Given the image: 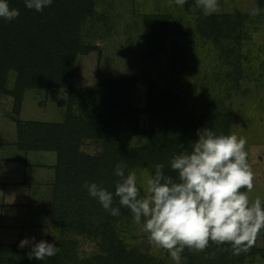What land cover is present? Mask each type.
Instances as JSON below:
<instances>
[{
  "label": "rangeland",
  "instance_id": "1",
  "mask_svg": "<svg viewBox=\"0 0 264 264\" xmlns=\"http://www.w3.org/2000/svg\"><path fill=\"white\" fill-rule=\"evenodd\" d=\"M67 1L59 5L65 6ZM73 3L79 8L87 4L89 13L82 18L79 34L82 45L90 48L79 54L75 64L72 81L85 92L74 103L64 89L32 88L27 80H19L12 59L24 37L0 36V159H19L20 163L12 167L15 163L0 162L9 184L4 204L0 202V243L19 245L23 239L35 238L33 243L45 240L56 246L59 236L51 224L57 154L41 152L39 161L28 159L38 155L20 150L19 124L23 128L28 122L63 124L72 105L78 119L92 125L102 122L114 132L120 122L118 118L106 122L103 103L110 95H117L113 90L117 82L133 87L132 105L141 112L147 110L148 87L153 85L183 96L194 116L222 115L227 134L247 140L248 162L255 173L249 196L264 201V11L257 16L250 14L253 8L264 9V0H218L219 11L210 16L238 24L237 31L227 38L202 35L196 29L199 12L194 11L195 6L188 8L187 2L182 7H169L168 0ZM206 120L204 117L201 128L207 125ZM147 127L144 115L142 128ZM149 141L148 136H137L130 144L142 147ZM81 151L95 156L102 151V144L86 138ZM30 162L36 180L30 185L21 180L22 184L14 186L13 181L24 172L31 176L25 166ZM145 169L153 171L146 165L133 171L138 183ZM38 180L40 185L35 183ZM117 232L131 253L152 260V264H174L167 251L149 243L133 219L118 223ZM76 239L74 256L78 261L104 254L99 241L87 236ZM185 254L186 261L194 259V254L184 252L182 264ZM246 254L244 264H264V230Z\"/></svg>",
  "mask_w": 264,
  "mask_h": 264
},
{
  "label": "trees",
  "instance_id": "2",
  "mask_svg": "<svg viewBox=\"0 0 264 264\" xmlns=\"http://www.w3.org/2000/svg\"><path fill=\"white\" fill-rule=\"evenodd\" d=\"M61 1L53 0L50 6L37 12L26 8L25 0H7L10 9H18L20 15L12 21L0 18V36L24 37L12 59L19 80H27L32 88L64 89L69 92L70 102L74 103L85 92L72 80L79 54L90 51L82 45L79 34L82 18L89 10L87 4L79 8L73 3L75 0L67 1L65 6L59 5ZM194 3V0H188L187 7L195 6ZM197 11L196 29L202 35L227 38L237 31L236 22L204 16ZM132 88H125L117 82L113 89L117 95H110L103 103L106 122L115 118L120 122L114 132L102 122L92 125L78 119L72 105L63 124L28 122L24 128L19 124V148L23 153L57 154L51 224L59 231L56 242L59 251L55 256L39 261L28 258L31 248L0 243V264H152V260L131 253L118 235L117 224L133 219L130 210L114 200L113 206L120 208V215L112 216L83 186L96 183L114 192L118 179L115 166L120 162L127 164L126 174L142 165L154 170L155 164L162 163L165 174L175 179L177 173L170 169L169 161L173 154L190 150L189 145L198 138L197 130L202 129L204 117L207 118L205 127L216 134L227 135L226 122L219 114L194 116L183 96L171 90L161 91L153 85L148 87L147 110L141 112L132 105ZM18 97L21 102L22 94L19 93ZM144 115L148 118L145 129L142 128ZM137 136H148V145L131 146L132 139ZM86 138L101 143L102 151L95 156L82 152V141ZM77 236L99 241L104 254L78 261L74 256L78 247ZM184 252L194 254V259L184 261V264H194V261L197 264H244L247 258L246 253L233 256L230 245L218 248L214 243L203 252L188 249Z\"/></svg>",
  "mask_w": 264,
  "mask_h": 264
},
{
  "label": "clouds",
  "instance_id": "3",
  "mask_svg": "<svg viewBox=\"0 0 264 264\" xmlns=\"http://www.w3.org/2000/svg\"><path fill=\"white\" fill-rule=\"evenodd\" d=\"M52 2L25 0V7L40 12ZM186 2L168 0V6L182 7ZM197 9L210 16L219 11L218 0H195L194 11ZM261 11L264 9L256 7L250 14L257 16ZM19 15L18 9H10L7 0H0V18L12 21ZM197 136L190 150L172 155L169 164L177 173L175 179L165 174L164 164L157 163L153 171L144 170L138 183L137 174H126L127 164L120 162L115 166L118 179L114 192L96 183L83 186L112 216L120 215L114 200L129 209L149 243L167 251L174 264H182L185 249L199 253L210 243L218 248L230 245L233 256L247 253L264 230V201L249 196L255 173L248 162L246 138L235 133L216 134L208 127L198 129ZM34 240L26 238L18 245H32L29 259L44 261L59 251L52 243Z\"/></svg>",
  "mask_w": 264,
  "mask_h": 264
},
{
  "label": "crops",
  "instance_id": "4",
  "mask_svg": "<svg viewBox=\"0 0 264 264\" xmlns=\"http://www.w3.org/2000/svg\"><path fill=\"white\" fill-rule=\"evenodd\" d=\"M33 154H36V155H38V156H36V158H35V156H28V159H29V157H34L32 160H37V161H39L40 160V154H42V153H33ZM3 155V154H2ZM43 155H45L44 153H43ZM0 158H2L1 156H0ZM18 160L19 159H15V160H11V159H8V158H4V159H0V162H4L3 163V165L5 164V163H15L12 167H19V165H20V163L18 164ZM22 162V161H21ZM25 162V161H24ZM22 164H24V163H22ZM26 166V169L27 170H29L30 171V177L29 176H27L26 174L24 175V173H23V175L19 178V179H15L14 181H13V183H15L14 184V186H17V185H19V184H22V181L21 180H28L29 181V185L31 184V183H34V181L36 180L35 178H32V174L34 173L33 171H32V168L34 169L35 167H34V165H32L31 164V162L28 164V165H25ZM0 171L2 172V175H0V202H2L3 204H4V201H5V197L7 196V193H5L6 192V190L9 188V184H8V182H7V177H4V171H3V167H1L0 166ZM54 171V170H53ZM12 172H14V170H12ZM55 175V174H54ZM39 179V178H38ZM41 179V178H40ZM43 180V179H42ZM40 180H38L37 182H35V183H38V185H40ZM35 187V186H34ZM18 189L20 190V189H25V188H23V187H18ZM30 189H31V187H30ZM36 190H37V188H35ZM15 192V191H14ZM16 192H17V190H16ZM31 192H35V190H33V191H31ZM20 193V192H19ZM22 195V194H21ZM38 195V194H37ZM36 195V196H37ZM40 195V194H39ZM4 199V200H3ZM20 205H22V203L20 204Z\"/></svg>",
  "mask_w": 264,
  "mask_h": 264
}]
</instances>
